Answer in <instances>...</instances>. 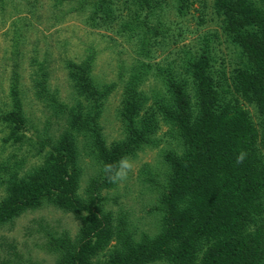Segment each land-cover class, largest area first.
Instances as JSON below:
<instances>
[{
  "label": "trees",
  "instance_id": "16d2710c",
  "mask_svg": "<svg viewBox=\"0 0 264 264\" xmlns=\"http://www.w3.org/2000/svg\"><path fill=\"white\" fill-rule=\"evenodd\" d=\"M109 1L80 0L81 7L71 8L77 12L89 10L102 22L113 13ZM128 1L131 6L135 2L140 7L149 6L148 0ZM186 2L178 0V14H184ZM213 7L223 17V32L242 48L250 67L236 69L228 78H214L215 62L210 49L203 45L197 58H186V69L194 82L192 95L186 92L187 81L175 78L171 67L169 71L158 68L156 72L165 79L164 94L150 111H142L146 102L145 93L140 90L143 80L128 79L124 94L129 106L122 114L124 136L108 148L102 141H91L101 138L97 130L102 104L110 88L90 78L92 58L66 63L69 80L79 99L67 107L46 88L36 92L35 98L45 102L54 116L65 119L68 126L60 134L45 128L42 147H48L47 157L33 175L12 178L6 183L8 203L0 206L1 223L46 204L71 213L80 222L74 238L67 232H50L46 237V251L57 256V264H103L95 256L112 239L115 247L106 264H140L145 259L157 260L162 254L172 264H194L199 254L200 264H264V230L257 239L252 233L247 234L249 224L264 217V204L255 203L264 188V154L256 150L257 125L263 126L264 121L262 118L255 123L243 106V103L251 105L257 116H264V22L257 8L247 0H214ZM252 28L255 30L250 32ZM149 31L146 35H159L158 28ZM140 45L148 56V48L143 43ZM17 70L10 83L15 91L21 82V72ZM147 73L149 69L142 75ZM222 82L224 89L220 92L216 87ZM39 83L36 80L35 84ZM192 99L196 105L194 118ZM18 106L15 116L8 117L12 133L27 125L23 109ZM159 121L168 125V133L182 155L166 152L162 156L165 166L162 182L150 170L144 174L143 182L157 187L156 202L165 214L161 236L151 239L144 234L147 239L139 244L126 231L121 233L124 220L117 218L118 225L113 227L111 213L104 212L103 199L94 193L100 184H109L102 172L104 164H114L137 147L155 145L149 135ZM77 136L90 142L92 153L82 150L85 156L93 157L94 163V175L86 183L84 196L79 193L84 170L74 163L79 158L82 163L83 159L74 143ZM242 152L245 159L237 164L236 157ZM0 264L10 263L6 260Z\"/></svg>",
  "mask_w": 264,
  "mask_h": 264
},
{
  "label": "rangeland",
  "instance_id": "374dc122",
  "mask_svg": "<svg viewBox=\"0 0 264 264\" xmlns=\"http://www.w3.org/2000/svg\"><path fill=\"white\" fill-rule=\"evenodd\" d=\"M126 1L110 0L113 13L100 22L89 10L77 12L71 8L81 7L83 1L80 3V0H0V206L8 203L6 183L12 178L33 175L47 157L48 147H42L45 128L60 134L68 126L65 119L54 116L45 102L35 98L36 92L46 88L67 107L79 99L69 80L66 63L92 58L90 78L110 88L102 104L100 129L97 130L101 138L91 141H102L108 148L124 136L122 114L129 106L124 94L128 79L143 80L139 86L146 97L142 111H150L156 108V100H161L164 94L165 79L156 72L158 68L169 71L171 67L175 78L187 81L186 92L192 95L194 82L186 69V58H197L203 45L210 49L212 62H215L214 78L231 77L236 69L249 66L242 48L223 32V17L214 11V0H187L183 15L177 13L178 0H148V7H140L137 2L131 6ZM247 1L257 8L264 22V0ZM154 28H158L159 35H146ZM253 30L255 28L250 32ZM141 43L148 48V56L141 51ZM40 65L44 68L39 69ZM146 69L149 73L142 75ZM16 70L21 72V82L15 91L10 83H13ZM43 79L46 80L42 82ZM36 80L40 82L38 85ZM216 88L221 92L224 82ZM18 105L23 109L27 125L12 133L8 117L15 116ZM243 106L255 123L262 118L264 121V116H257L253 106L246 103ZM195 107L192 99V118L196 116ZM257 129L256 150L264 154L261 151L264 150V125H257ZM168 130V125L159 121L149 135L155 145L137 147L128 153L134 167L125 182L100 184L95 188L94 196L103 199L102 208L111 213L113 227L118 225L117 218L124 220L125 228L121 233L126 231L139 244L147 239L144 234L151 239L161 236V220L165 214L156 202L157 187L143 182L144 174L150 170L154 178L162 182L161 173L165 169L162 156L166 152L182 155ZM73 131L71 128L70 134ZM74 143L83 155L82 163L80 158L74 163L84 170L79 189L84 196L86 183L94 175L93 157L84 155L86 150L92 153L91 144L83 136H77ZM255 203L264 204V188ZM252 222L247 234L252 233L257 239L264 230V217L262 221ZM79 229L80 222L71 213L51 205L27 210L10 221L0 222V263L8 260L10 264L17 261L19 264H57V256L46 251V237L50 232H67L74 238ZM112 236L115 238L116 232ZM114 247L112 239L95 260L106 264ZM200 256L194 264H200ZM140 264L172 263L162 254L157 260L145 259Z\"/></svg>",
  "mask_w": 264,
  "mask_h": 264
},
{
  "label": "clouds",
  "instance_id": "9594fccd",
  "mask_svg": "<svg viewBox=\"0 0 264 264\" xmlns=\"http://www.w3.org/2000/svg\"><path fill=\"white\" fill-rule=\"evenodd\" d=\"M245 159V153H240L236 157V163L240 164ZM133 161L123 156L118 161L113 163L104 164L102 172L105 175L107 181L111 184L118 185L125 182L128 179L129 173L133 170Z\"/></svg>",
  "mask_w": 264,
  "mask_h": 264
}]
</instances>
